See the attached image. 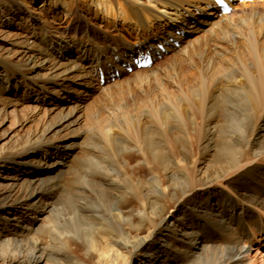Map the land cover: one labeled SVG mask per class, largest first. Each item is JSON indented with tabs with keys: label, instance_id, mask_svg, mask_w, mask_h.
Segmentation results:
<instances>
[{
	"label": "bare ground",
	"instance_id": "6f19581e",
	"mask_svg": "<svg viewBox=\"0 0 264 264\" xmlns=\"http://www.w3.org/2000/svg\"><path fill=\"white\" fill-rule=\"evenodd\" d=\"M229 4L246 18H261L251 31L249 53L237 59L232 56L240 39L235 21L214 0H0V23L8 20L9 30L30 23L26 40L12 46L29 55L31 66V73L17 82L0 78V91L16 89L17 98L4 103L0 117L4 122L9 109L14 114L20 100L28 106L18 129L35 123L10 146H0V175L15 170L33 177L11 183L3 195L0 264H200V257L207 264H264V0ZM188 29L206 40L190 42L184 37ZM60 31L67 39L53 45L50 37ZM34 37L39 43L30 48ZM211 39L217 42L211 44L216 53ZM163 49L179 51L172 66L135 65L139 58L165 57ZM56 51L65 53L68 62L44 65ZM224 62L231 69L225 93L244 94V104L234 105L233 112L241 115L240 123L254 125L246 140L221 136L224 127L238 121L229 119L232 109L220 112L222 82L213 76L224 71ZM44 67L48 72L36 77ZM166 72L175 73L171 85L161 77ZM102 79L139 86L144 101L150 99L145 86L150 89L155 82L165 114L151 128L142 120L133 124L135 142L126 144L131 150L115 152L119 159L111 166L99 162L100 169L93 168L98 161L90 150L77 157L78 171L66 179L75 144L65 136L76 132L83 95L91 96ZM125 138L112 130V150ZM30 156L38 162L30 165ZM132 157L140 158L137 167ZM59 167L64 171L46 179ZM58 192L62 207L50 211L49 200ZM14 193L12 208L7 201ZM47 210L52 214L41 231H34V218ZM6 214L16 222L2 220ZM23 221L32 226L28 233L20 229ZM78 228L86 233L82 239Z\"/></svg>",
	"mask_w": 264,
	"mask_h": 264
},
{
	"label": "rangeland",
	"instance_id": "374dc122",
	"mask_svg": "<svg viewBox=\"0 0 264 264\" xmlns=\"http://www.w3.org/2000/svg\"><path fill=\"white\" fill-rule=\"evenodd\" d=\"M228 15L232 16V18H233L232 20L235 21V32L238 35V37L240 38V39L238 38L239 40L237 39L238 40V49L236 50V52L232 51V56L236 57V59H237V57L240 56V54H242V56H245L249 53V50H250L251 45H252L251 31L254 29L255 26H257L260 23L259 21L261 20V18H256V17L246 18V16H243L242 12L235 11V10H232V12ZM5 19H7V18H5ZM8 19H10V22H12V23L16 22L15 19H11V17ZM5 21H8V20H3L0 23V45H1L0 54L3 55L2 58L4 59V63H5V65L0 63V78H2L4 81L8 80V81H12L14 83V81L17 82L20 80L21 74L29 75L31 73V70H30L31 66H29V64H30L29 63V61H30L29 55L26 54V52L21 53V51H23V50H18L19 49L18 46H15V47L12 46L13 44L24 42L26 40V38H24L25 35L26 36L28 35L26 27H29L28 24H30V23L26 22V24H25L23 22L21 27L9 30V28L6 25H4ZM61 32L62 31H60L58 34L53 35V37H50V40H52V42H54L53 45L58 41V38H62L64 40L67 39V35H61ZM35 33H36V31H35ZM197 33H193V32L191 33V31H189V29H188L186 31V33H184V37L188 38V40H191L190 42H193L194 40L196 41V39L199 40V38L201 40L202 39L201 37H204V40H206V37H205L206 35L204 36V34L202 35L200 32L198 34ZM37 35H39V37H42L41 32H39V31L37 32ZM198 36H200V37H198ZM39 37H36V39L34 37V39L30 40V42H31L30 48L34 46L33 44L35 43V41L37 43H39L37 41V38H39ZM62 42L63 41H60L59 43H62ZM208 43L210 45L211 44L212 45L217 44V42H214V39L213 40L211 39L210 41H208ZM212 45H211V48H213V49H211V51L216 53L215 48L212 47ZM78 46H79V44L72 49V52H76ZM40 47L46 48L47 45L46 46L41 45ZM40 47H34V48L39 49ZM177 48L180 51V49H181L180 46H178ZM230 49H231V46L229 47L228 52H231ZM237 51H239V52H237ZM178 52H176V53H178ZM165 53H166V56L157 60V61H154L152 67L153 66L161 67L160 69H162V68H166L172 64L171 62H173L175 60L174 54H176V53H168L166 51H165ZM64 55H65V53H62L61 51H56V53L52 57H50V62L45 63L44 65H47V66L52 65L55 61L56 62L57 61L65 62V63L68 62L67 58H69V57H67L65 59ZM209 56L213 57L211 55H209ZM232 60H234V59H232ZM0 61H2V60H0ZM234 62H237V61H234ZM223 66L225 67L224 71H219L218 73H216L213 76L214 78H217V79L219 78L221 80L220 82H222L220 85V90L218 91V94H221L223 92V95H221V101L223 102V106H222L220 112L225 111V110L229 111L232 109V112H230V114H229V119L231 118L233 120H236L238 118H241V115L237 112H233L236 110L234 105L244 104L243 103L244 102V94L243 93L235 94V93H229V92L225 93V89H229V87H228V84L230 82V74L229 73L231 72V69L229 68L228 64H226V62H224ZM234 66H235L236 70H238V72H237V73H239L238 78L243 80L245 78L243 76V74H244L243 73V67L238 63L234 64ZM46 67H44V69H42V70H38L37 73H35L34 75L38 78L42 77L44 74H46L48 72ZM6 73H8V75H9L8 77L5 76ZM173 73L174 72H170V73L166 72L165 74L163 73L164 75L163 74L161 75V77L164 76L163 79H166V80H164L165 83H167L169 85H171L170 83H173L172 80L176 79L175 73L174 74ZM127 75H130V74L128 73ZM115 78H120V74L118 72L116 73ZM168 81H170V82H168ZM75 82H77V84L81 83L78 80H76ZM113 83H115L114 80H113V82H111V83L107 82V84H106L105 79H102L100 81L101 85H98L97 81H96L94 83V86L96 87L98 85L99 87L100 86L101 87L100 88L98 87L97 89L94 87L95 92L91 96H87V98H85L86 95H83V98L85 99V101H84L83 108L81 109L80 113L78 114L79 124L75 128L76 132L71 131L70 135L65 136L66 140H69L70 142H74V144H75V146L73 147L74 153H73L72 157L69 158V166H71V168L70 169L66 168V170H65L66 175L69 176V177L66 176V179H71L70 176L72 174H74L76 171H78L77 170L78 169L77 157L81 156L82 154H84L85 152L90 151V150H92L93 152L95 151V153L97 155V159H95V160L98 161V165H96L93 168L100 169L99 168V166H100L99 162L104 163L105 165L111 166L113 164V161L119 159L118 158L119 156H117V159H116V155L114 154L115 152H117V154L120 155V154L124 153L123 148H125L128 151L131 150V149H129L130 147L126 144L129 142L133 143V141L135 142V138H136L134 136V134H135L134 128L135 127L132 126L133 124L137 123V121H139V120H142L144 122L145 127L151 128V127H154L156 125V123H158V118H161L162 115L165 114V113H162L160 111V108L158 106V103L160 102L161 98H159L157 96V91H156L157 85L155 82H152L153 85L151 84L150 89L147 86H145L146 88H144L145 91H148V98H150L149 101H144L145 97H144L143 92H140L139 86L138 87L136 85H133V86L132 85L115 86ZM173 86L174 85H172V87L170 86V91H175L176 87H173ZM15 90L16 89H14L11 93H7L5 91H0V112H1V110H4L3 105L5 102H8L9 99L13 100L14 102L17 100V98L13 97V94H15ZM222 96H223V98H222ZM134 100L135 101L137 100L139 103H137L136 105L133 104ZM239 100H240V102H238ZM18 102H19V104L20 103L21 104H20V106L17 107V111L14 112V114L12 113L13 109H9V112H8L9 115L7 116V118L4 122H2V119L0 117V119H1L0 120V146H10V144H11L10 142L13 139H17V138L23 136L25 131H27V128L29 126L31 129H33V127L35 125V123L33 122L29 126L27 125V127H25L23 129V131H20L18 129V125L23 121V118L27 114L26 108L28 106V104L22 103L20 100H18ZM146 102H147V104H146ZM239 107H237V108H239ZM166 108H167V111H169L170 108L168 109V106H166ZM165 111H166V109H165ZM227 111L224 112V118H227V116H228V114H225V113H228ZM252 116H254V115H252ZM239 121L240 120L238 119L237 122L230 123L228 125L229 127L223 128L224 134H221V136L224 137V139L226 141L231 140L232 137H240L241 139L246 140L248 135H250V133L252 131L251 127H253L254 125L249 128V125L247 122L240 123ZM131 122H132V124H131ZM218 125H220V124H218ZM221 125H224V124H221ZM30 128H28V130ZM131 129H133L134 131ZM112 130H113V132L119 131L122 135H124V137H126L125 139H127V142H125V143H122V140H120L119 143L122 145H119L118 147H116V149L114 151L112 150L111 139H110ZM144 138H147V137L143 136V139ZM92 147H94V148H92ZM23 152L24 151H20V153H23ZM29 153H32V152L29 151ZM130 153H132V152H130ZM132 155H133V153H132ZM38 160H39V158H37L35 156H30L27 159V161L30 163V165L38 162ZM140 163H141V160L139 157L138 158L132 157L131 164L133 167H137V165ZM6 168H8V167H6ZM63 171L64 170H62L61 167H59V169H57L53 172H50V171L47 172V174H45V177H46V179L54 178L57 173L63 172ZM15 177H16V180H15ZM25 178L29 179V180L33 179V177L31 175H18L15 172V170H12V173L7 172V170L6 171L4 170V172H1V175H0V203L1 204L4 201L3 195L6 193L8 186L11 183H19L20 184L22 181L26 180ZM69 183L70 182H68V180H67L66 185H68ZM23 192H21V193H23ZM17 195H18V193H14V195L11 197V199L7 201L9 206L12 208H14L12 206L13 205L12 200L15 199ZM51 196L52 195H50L48 198H50ZM54 196H53V198H50L49 201L51 204L50 211L55 212V209L61 208L63 203H62V199L59 198L60 192H58V194H54ZM20 210L21 211L19 213L21 214V216L24 217L25 210H23V209H20ZM51 214L52 213H48V210H47V212H43V214H38L36 217L31 215V218H34V217L36 218V219L34 218V220H36V221L33 223L34 231H36V229H39V231H41L42 226L45 225V223L47 222V219L50 217ZM0 217H1V213H0ZM13 217H14L13 215L9 216V214H6L2 220H8L10 222H16V221L11 219ZM31 227L32 226H30V227L26 226L25 222L23 221L22 225L20 226V229L24 233H28L31 230ZM16 228L17 227L11 226V229L13 231H15ZM79 232L82 235L81 236V239H82L83 235H86V233L81 232L80 229H79ZM39 234H41V233H39ZM39 238L45 242H49L47 236H44L41 234L39 236ZM256 253H257L256 250H254L253 255H255ZM196 263L207 264L208 262L206 259L200 257L196 261ZM134 264H139V261H137V262L135 261Z\"/></svg>",
	"mask_w": 264,
	"mask_h": 264
}]
</instances>
